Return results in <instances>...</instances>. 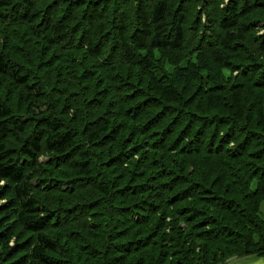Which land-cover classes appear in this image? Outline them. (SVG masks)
Masks as SVG:
<instances>
[{
  "label": "trees",
  "instance_id": "obj_1",
  "mask_svg": "<svg viewBox=\"0 0 264 264\" xmlns=\"http://www.w3.org/2000/svg\"><path fill=\"white\" fill-rule=\"evenodd\" d=\"M30 1L0 0V30L3 29L0 36L2 32H6L7 37L3 38L7 44L8 39L11 41L16 35L22 36L19 30L25 35L26 28H29L28 43L32 45L31 48H37L35 53L39 61H48L53 47L59 46L72 47L70 51L76 53L77 57L70 56V59L79 60L82 51L96 50L97 44L94 41L98 37L95 34L97 29L101 34L108 31V44L119 45L122 54H126L124 44L132 48L133 53L118 57L115 64L127 66L115 69H127L128 75L126 78L114 79L111 91L107 86H104L106 92L98 89L96 82H89L81 75L83 80L78 78L77 82L74 79L70 89L72 93H64L60 89L51 95V89L56 84L49 89L46 84H37L38 80L33 79L35 75L39 77L42 75L40 72L48 70V66L42 67L41 62L31 64L28 59H24L27 65H18L11 55L15 46L9 47L7 44L6 49L4 46L0 47V181L10 189L2 196H9L11 199L0 207V264H73L78 259L85 261V264H224L228 259L244 255L264 257V218L260 215V208L264 203V0H168L169 4L167 0H153L150 15L145 16L142 21L139 11L144 0H125L129 4L132 26L125 25L119 34L113 35H109L112 25L105 24V21H111L110 14L116 6V0H73L74 5L82 6L79 7L83 8L80 16L85 17L90 24L88 31L85 27L82 28L83 33L89 36L95 34L91 42L84 44L63 40L70 33L72 35V32L64 13L59 11H62L63 3L72 5L71 0H63L58 6L59 11L54 13L55 22L48 25L53 29V35L49 33L47 26L41 24L40 18L32 17L28 21L24 18L27 15L24 9L16 8L24 3L29 5ZM92 1L98 2L97 8L101 10L105 7L101 14L104 19L101 21L99 18V23L97 18L91 20ZM19 9H22L19 18H12L10 22L3 19L8 13L12 16ZM46 15L53 17L49 10ZM40 16L43 17L42 14ZM22 22L25 26L19 29L17 26ZM72 36L77 40L75 33ZM38 40H43L42 44L34 46V42ZM1 42L0 40V44ZM76 44L82 47L79 48ZM112 47L113 45L103 48V52L109 53ZM39 48L46 52L41 55L38 53ZM96 52L103 58L102 53ZM149 54L154 61L150 60ZM20 55L23 57L22 53ZM145 81L146 89H138V84ZM17 90H21L26 101L30 102L32 112L43 118L42 127L36 129L34 124L29 127L32 135L26 134L29 128L21 126L23 115H17L20 112L14 103ZM55 92L58 94L55 95ZM137 97L145 100H136ZM74 100L77 101L76 104ZM54 101L57 103V110L52 114L55 119L49 117L48 113H41L46 111L43 110L45 108L48 111L54 108ZM118 103L121 104L120 107L116 106ZM173 104L182 107L183 112L184 109L196 108L194 112L191 110L185 115H189L186 120L191 121L183 132L186 138L179 139L175 143V149L179 151L180 145V151H184L188 145L193 146L202 140V146L197 152L202 156L206 155L202 161V156H199L200 161L194 162V165L200 163L194 167L195 173L208 178L218 171L229 181L235 178L233 182L238 183L236 189L239 193L224 189L219 191V195L215 191H197L198 188L201 190V186L196 188L194 185L195 191H173L175 180L181 178L178 176L173 182L170 181L173 183L171 186L157 182L158 185L153 187H158L159 190L163 187L167 191H152L153 188L141 184V191L134 189L131 192L140 198L139 202L132 207H121L115 205V202L118 204V199L113 194L114 187L110 184L103 187L92 184L94 187H87L88 190L97 192L102 198L79 204L77 206L80 208L73 212L85 210L80 216L89 219L105 206L107 217L101 222L110 224L112 219L116 222V218H123L116 222L120 228L116 224H110L111 231L114 229L116 235L114 231L111 232L114 237L110 243L100 237L98 241L92 242L90 238L87 243L86 238L75 233L73 243L68 240L66 244L64 237H55L50 228H55L58 223L53 226L52 221L66 219L70 209L65 207V197L62 195L57 198L56 205H62L64 209L58 207L56 214L45 217L52 213L51 206L55 203L49 206L41 202L40 196H48L44 191H51L50 184L56 186L54 191L61 190L60 183L49 177L53 160L68 157L88 129V146L94 150L100 149L101 153L99 157H95L92 149L89 151V159L87 153L80 152L72 166L76 169L77 179L92 180L95 169H103L102 164L106 167L111 162L110 159L105 162L99 160L100 157L107 159L105 155L108 154L105 146L100 145L106 143L109 135L118 128L122 131L118 132L120 138L116 134L114 139L117 140L115 150L128 131L126 125L120 127L118 123L100 127L101 124L97 123L102 121L104 114L101 112L110 110L115 115L113 118L120 114L127 115L123 120H136L134 131L137 132L140 129L136 124L146 129L144 123L151 118L155 123L152 125V122L151 126L148 122L147 132L149 128H155L150 129V132L159 129L162 121L158 117L163 112L165 115L171 114ZM126 107L129 110L122 111ZM157 109V112L153 111ZM86 111H93L94 119L85 122L83 118ZM71 114L82 118L80 127L69 128V121L66 120L69 123L67 125L61 119L57 120V117L66 119L65 116ZM196 126L199 129L192 140L191 132ZM174 129L175 127L170 131L168 129L162 136L164 134L167 137ZM142 133L144 136L145 132ZM148 135L150 137V133ZM9 139H16L19 145H24L20 157L11 155L7 146ZM164 143L168 149L170 143ZM127 148L129 147L123 144L122 149L130 154ZM43 150L47 151L49 157H53L49 163L41 162ZM165 158L168 159L167 155ZM180 163V170L185 164L188 165L187 159L180 160ZM201 164L206 169H202ZM165 178V172L155 177L156 180ZM75 182L69 181L71 185ZM206 183H209V178ZM179 184L180 187L183 186V183H177ZM67 185L65 183L66 189ZM3 192L7 191H0V195ZM120 195L127 196L125 193ZM221 198L243 207L241 210L245 213L240 214V209V212L234 213L233 207L225 209L219 204ZM187 208L190 209L186 218L182 214ZM250 211L253 216H249ZM123 213L131 214V217L124 215V218ZM152 217L159 219L155 226ZM89 226L84 232L88 233L92 229ZM212 228L231 233L242 228L243 231L238 235L242 239L236 243L232 241L234 237L230 233L227 238L224 237L227 240L224 244L209 245ZM131 236L134 239H129ZM213 237L216 238H212L214 240L218 239ZM14 247L16 248L13 249ZM230 247L238 248L231 250ZM21 251L24 253L20 255Z\"/></svg>",
  "mask_w": 264,
  "mask_h": 264
},
{
  "label": "rangeland",
  "instance_id": "obj_2",
  "mask_svg": "<svg viewBox=\"0 0 264 264\" xmlns=\"http://www.w3.org/2000/svg\"><path fill=\"white\" fill-rule=\"evenodd\" d=\"M62 1L63 0H31L29 2V5H26L24 3L23 5L17 6L16 8H23L24 9V12H26V14H27L24 18H27L28 21L32 20V17L40 18V20L42 22L41 24L43 26H47V28H49L50 24L55 22L54 13L59 11L58 6L62 3ZM71 1H72V5L71 4L69 5L67 3H63V5L61 6L62 11H59V12L64 13V17L68 21V27L71 30L72 35L74 33L76 34L77 40H74L71 33H70L69 37H65V38H63V40H68L70 42L75 41V43L84 44L87 41L91 42L93 36L96 34L98 37L94 41V43L96 42V44H97L95 49L97 51H99V53H102L103 58H101L98 55L96 50H94V51H90V50L85 51L84 50L81 52L80 56L78 57L79 60L78 59H70L71 58L70 56L77 57L76 53H72L70 51V49L72 47L71 48H62L59 46V48L53 47L52 53L47 58V59H49L48 61L41 62V61H39L40 60L39 57L36 55V53H37L36 49L37 48H34V47L31 48L32 45L30 44V42L28 43V41L30 39V29L29 28H26V34L25 35H23L22 31L19 30L20 34L22 35L21 37L19 35H16L11 41H9V39H8L9 43H7V44H9V47L15 46V48L12 49L13 50V52L11 54L12 58L18 65H27L26 62L24 61V59H28V61L31 64H34L36 62L37 63L41 62L42 67L44 65L48 66L49 67L48 70H45L44 73L40 72V74H42V75L39 77H37L35 75L33 79L38 80V83L36 82L37 84L41 85V82H42V84H46L49 89L52 87V85L56 84V86H53V89H51V95H53L54 91H57L60 89H63L64 93H68V94L72 93L70 91V89L73 86L74 79L78 82V78H80V81H81V80H83V77L84 78L86 77V79L89 82L90 81H92L93 83L96 82L98 89H102L103 91L106 92V89L104 86H107V88L111 91V89L113 88V85H114V83H113L114 79H116L117 77H125L126 78L128 75L127 69H123V70H121L120 68L117 70L115 69L117 67L122 68V66L126 67L127 65H118V64L116 65L115 63H116L118 57H120V56L125 57V56H127V54H132L133 53L132 48H129L124 44L123 50L126 51L125 52L126 54H122V49L120 48V46L112 43L111 45H113V47H112L113 50L111 49L112 51L110 50L109 53H104L103 48L106 49L108 46L111 47V45L108 44V41H109L108 40V34H107L108 31L106 33L102 32V34H101V31H98L99 29H97L93 36H89V35H86L85 33H83L82 28L85 27L88 31L90 24L86 22L87 19H85V17L83 18L82 16H80L82 11H83V8L79 9V7H82V6L77 7L76 4L74 5L73 0H71ZM161 1H164V0H161ZM152 2H153V0H144L143 5L141 7V11H139L140 21L144 20L145 16L150 15V12H151L150 6H151ZM167 3L169 4L168 0H167ZM91 5H93V7L90 8V11L92 10L90 16L93 17L91 20L93 21L95 18H97L98 23H99V18H101V21L104 19L101 14L103 13L105 7H103L102 10L97 8L98 2H96V1H92ZM1 9H3V8H1ZM14 9H15V7L11 11H13ZM48 10L52 12L53 17L46 15V12ZM130 13L131 12H129V4L127 1L116 0V6L111 10V14H110L111 18H112L111 21L110 20L105 21V24L108 23V24L112 25V29H111V25H110V29L112 32L109 35H113V34H117V33L119 34L125 28V25H127L128 27L132 26ZM41 14L43 17L40 16ZM21 15H22V9H19L17 12L13 13L12 16H9V13H8V15L3 17V19L10 22V20L12 18H19ZM86 15L89 16V14H86ZM77 16H80L78 18V20H76ZM19 21H22V20H19ZM141 24L139 26H141ZM149 24H150V22H149ZM114 25H115V27H114ZM116 25H117V27H116ZM24 26L25 25L22 22L17 27L19 29H21ZM97 28H99V27L97 26ZM2 30L3 29H1L0 31H2ZM52 30L53 29L49 28V33L51 35L54 34V32H52ZM1 35L2 36H0V40L2 42L0 44V47L4 46L6 49L7 44L4 41L3 36L7 37V34H6V32H2ZM42 42H43V40L35 41L34 46H39L42 44ZM130 44L132 45L131 42H130ZM141 44H143V43H141ZM44 45H45V43H44ZM76 45L79 48L82 47L81 45H78V44H76ZM21 47H22V49H21ZM8 49H10V48H8ZM74 49L75 48H73V50ZM44 52H46V51L39 48L38 53L43 55ZM20 53H22L24 58L20 55ZM149 57H150V60L154 61V58L151 57L150 54H149ZM42 67H40V68H42ZM120 72H122V73H120ZM77 73H79V74H77ZM81 75H83V77ZM56 79H58V80L55 82ZM64 83H65V85H64ZM141 83L138 84L139 86L136 85V86H138V89H140V90L146 89V81L141 82ZM85 84H87V83H85ZM66 86H68V88H66ZM132 92H130V93L132 94ZM57 94L58 93L55 92V95H57ZM15 95H16V97H15L14 103L16 104V107H18L19 111H20L19 113L17 112V115L22 114L23 115L22 118L24 119L23 120L21 118V121H20L21 126H23L24 128H29L30 126L36 125V129H38L39 126L42 127L41 122H42L43 118L37 117L32 112L30 102L26 101V99L24 98L25 96L22 93V91L17 90ZM56 99H59V97ZM136 100L144 101L145 98L139 97V99H138V97H137ZM66 101H67V99H65V102ZM65 102H64V104H65ZM31 103H33V102H31ZM74 103L76 104L77 101L74 100ZM56 104L57 103L54 101V108H52L50 111L47 110L48 108H45L43 110H46V111H44V112L42 111L41 113L42 114L48 113L50 115L49 117H52L55 119V117H53L52 114H53L54 110H57ZM62 106H64V105H62ZM116 106L120 107L121 104L118 103V104H116ZM132 106H133V104H132ZM173 106H174V110L171 112V114L165 115L163 112L162 115L158 117V120L162 121V124L159 125V129H157V130L153 129L150 132H149L150 129L155 128V127H151V128H149V130L147 132L148 122H149V125H151V123L153 122V120L151 118L146 120L145 121L146 123H144L146 126V129H143V127L141 125L136 124V127L140 129V132H137V131H134V126H135L134 122L136 120H134V121L123 120V118L126 117L127 115L122 116V114H120L116 118H113L115 115L111 114L110 110L107 112L106 111L101 112L102 114H104L106 116L102 115L103 118H105V119L102 118V121H99L97 123L98 125L101 124L100 127L105 126V125H109V124L114 125V124L118 123L120 125V127H123L124 125H126L128 127V131L126 134L124 133V135L122 137V140H121L122 142H120L122 145L120 146V143H119V146L115 150H114V147L116 145L117 140L114 141V139L116 138V134H118V137L120 138V134L118 132L122 131L118 128H117V131H114L112 134L109 135V139L106 141V143H104L103 145H100V146H105V150L108 152V154L105 155L107 159L100 157L99 160H101V162L102 161L105 162V161L110 159L111 162L106 167H105V165L102 164V167H104L103 169L102 168L95 169L94 179H92V180L85 179V178H81V179L78 178L77 179L78 176L76 175V172H75L76 169L72 166V162L76 161V158L80 152L87 153V155H89L90 154L89 151H91L93 149V147L88 146L89 139L86 136L88 133V129L86 130V133L85 132L83 133L82 140L79 139V144L76 147V149H73L69 153L68 157L63 158L64 160H62V158L53 160V162L50 164V166H51L50 169H52V170L50 172L51 174L49 177H53L55 180H57L60 183L61 190H60V192L54 191L56 189V186L50 184L49 189L51 191H44L45 194L48 196H46V198H45V195L40 196L41 202H44V203L48 204L49 206L52 203H55V205L51 206L52 213L49 215H45V217H49L50 215L56 214L58 212V207L64 209V206L56 205L57 198L62 196V195L65 197L63 199L66 202L65 207H68V209H70V213L68 215H66L67 216L66 219L52 221L53 226H54V224L58 223L55 226V228H50L54 231L52 233H54L55 237H56V235H57L58 239H62L64 237V240H66V244H68V240H70L71 242L73 241L74 233H75V235H79V236H82L83 238H86L87 243L89 242L90 238H92L91 239V242H92L93 240L98 241L99 237L101 239L105 240L106 243L109 240V243H110L114 237L113 235L111 236V234L113 233L112 231H114L115 235H116V231L114 229L111 231L112 228L110 227V224L115 225L116 222H118L120 219H123V218H116L117 219L116 222L112 219L110 224L108 222L106 223L105 221L101 222V220L105 219L104 217H107L105 206L102 207L101 209H99L96 214H94V215L92 214V216H94V217L91 216V218H89V219H86V218H83L82 216H80L85 212V210L73 212L76 209L80 208V206H77L79 204L88 203L90 201L94 202L96 200H99L100 197L102 198V195H98L97 192H93L91 190H88L89 188H87V187H90V186L94 187L92 184H95V186H100V187L106 186V184H110L112 187H114L113 188V191H114L113 194L115 195L116 199H118V204L115 202V205H119L121 207L122 206H126V207L131 206L132 207L135 203L139 202L140 198L138 196H135V194L131 193V192L134 189L137 191H141V184L148 186L151 189L154 187V185H158V184H156L157 182L165 183V185L171 186L173 184L171 182H173L175 177H178V176L181 178L175 180L174 184H176V186L174 187L175 190H173V191H181L183 189H187L188 191H195V190H193L194 187L192 186V185H194L196 188L201 186V190H200V188H198V190L196 189L197 191H215L219 195H220L219 191H223L224 189L225 190L229 189L231 191H238L237 194L239 193V190L236 189V185H238V183L235 184L233 182V180L235 178H233V179L231 178V180L229 181V179L224 177L223 174L220 175L221 173L219 174V172L217 171V172H213V175L211 177H208L209 183H206V181L208 179V178H206V176H200L199 173H195L194 167L199 166L200 163H197L196 165H194V162L200 161L198 157L202 156V154H199V152H197L200 150V146H202V144H200L202 142V140L198 141L193 146L188 145V148H186V150H184V151L183 150L180 151L182 149V147L180 145H179V148H180L179 151L177 149H175V143H177V141L181 138H186V136H183V132L188 127V125L191 121V120H186L189 115L187 117L185 115L187 113H190L191 110L194 112L196 110V108H189V110L183 108L184 112H185V114H184V112L181 111L182 107L178 106L177 104H173ZM107 108L108 107H106V110H107ZM159 109L162 110L161 108H159ZM124 110L127 111L129 109L127 107L122 108V111H124ZM153 111L157 112L158 109L153 110ZM84 114H85V117L83 118V120L85 122L94 119L95 114L93 113V111H86ZM151 115H153V114H151ZM69 116L70 115L65 116L66 119L63 117H57V120L61 119V121H64L67 125L69 124L67 121H69L72 124V125L69 124L70 125L69 128H73V129L78 128L82 125L83 120L81 117L78 118L74 114H71L70 117ZM128 116H130V113L128 114ZM32 117H34V118L31 119ZM243 122H245V121H243ZM154 123L155 122H153L152 125ZM66 124H64V125L67 126ZM92 127H94V126H92ZM172 127H175L172 134L168 135L167 137H165L166 135H164V134L162 136L163 132H166L168 129L170 131L172 129ZM198 129H199V127L196 126L195 129H193V131L191 132L192 140L197 135ZM142 132H145L144 136H143ZM31 133H32L31 129L29 128L28 132L26 134L32 135ZM141 133H142V136H141ZM149 133H150V137L148 135ZM165 141H168V143H170V147L168 149L165 148L166 147V144L164 143ZM123 144H124V146L129 147V148H127V150L130 152V154H128L127 151L122 149ZM185 144H186V142H184L183 145H185ZM7 146L11 150L10 153L12 156H15V157L21 156V154H22L21 150L24 146L23 144L19 145V143L16 139H9V140H7ZM232 147L233 146H230V148H232ZM235 149H236V147L234 148V150ZM171 150H173V152H171ZM100 151H101L100 149H96V150L93 149L92 152H95V153H92L93 156L95 154V157H97V156L99 157V155L101 153ZM124 151L126 153H123ZM46 152L47 151H45V150L42 151L41 162H48L49 163L53 159V157H49V155L46 154ZM215 152L212 151V153H215ZM90 155H89V159H91ZM124 155H126V156H124ZM165 155H167L168 159L165 158ZM205 155L206 154H204L202 156L201 161ZM128 156H129V158L127 159ZM95 159H97V158H95ZM185 159H187L188 165L185 164L184 166H182L183 168L180 170L179 166L182 165L180 163V160H185ZM195 159L197 161H194ZM171 161H172V163H171ZM201 167H202V169L203 168L206 169V166H204L202 164H201ZM99 169H102L103 171L99 170ZM98 172L103 173V175L102 174L100 175ZM163 172H165L166 178L163 180H156L155 177L161 175V173H163ZM144 175H146V176H144ZM141 176H144V178H142ZM72 180L76 181L74 183V185H71L69 183V181L71 182ZM65 183L68 184L67 189H66ZM177 183H183V186L180 187V184L177 185ZM216 183H220L221 185L217 186ZM189 186H192V187H189ZM6 187L7 186L5 183H1L0 191H7V192H3L0 195V207H1V205L3 206V204H6V202H10V200H11V199H9V196H7L5 198L2 196L4 193H8V191L10 190L9 188H6ZM57 188H59V186ZM143 189L144 188H142V191H144ZM152 191H167V190H164L163 187H162V190H159L158 187H155V188H153ZM124 193L127 196L122 197L120 194H124ZM234 195H236V194H234ZM206 196H208V195H206ZM158 197H159V195H158ZM230 202L221 198L219 204H221L222 207H224L225 209H227L229 207L230 208L233 207L232 210L234 213L240 212V210L243 208V207L238 206V204H236V203L233 204ZM183 205L186 207L189 206L188 204H183ZM189 209L190 208L185 209L184 210L185 213L182 214V215H185L186 218H187V211ZM94 211H96V210H94ZM243 213H245L244 210H241L240 214H243ZM248 214H249V216H253L251 211ZM124 215L126 217H128V216L131 217V214H124L123 213L122 217H124V218H125ZM179 215H181V214H179ZM182 215H181V218H183ZM260 215H261V217L264 218V203L262 204V206L260 208ZM153 218L154 217H152V219ZM154 220L155 221H154L153 226L157 225V222L159 221V219L157 220L156 218H154ZM76 221H79V223H76ZM182 221L185 222L186 220H182ZM88 223H91L92 225H90ZM116 225L118 226V228H120V226L118 224H116ZM88 226L92 227V229H90L91 231L89 230L88 233H86V232H84V230H88ZM182 226L184 227L185 223H183ZM211 230H210V232H211ZM79 231L81 232V234H79ZM242 231H243L242 228L240 230H236L235 233L234 232H232V233L228 232V230H227V232H225V231L213 229V234H212V237L210 238L209 245L215 246V245L224 244L225 241H227L225 239L227 238V236L230 233H231L232 237H234L232 239V241H236V243H237V242H239V239H242V238H238V235ZM66 233H69V234H66ZM213 236L217 237L218 238L217 240H219V241L214 240L216 238H214ZM109 237H111V239H109ZM224 237H226V238H224ZM212 238H214V239H212ZM129 239H134V236L129 237ZM121 241L124 242L125 240H121ZM62 243H64V242H62ZM77 243H80V242H77ZM15 248L16 247H14L13 249H15ZM234 248H238V247H230L231 250H233ZM23 253H24V251H21L19 254L21 255ZM242 257L243 258H252V259L264 258V257H249V256L246 257L245 255ZM209 259H210V257L207 258V260H209ZM229 260L230 259L226 260V262L224 261L225 262L224 264H226ZM73 264H85V261H80V259H78V260H76V262H73Z\"/></svg>",
  "mask_w": 264,
  "mask_h": 264
},
{
  "label": "crops",
  "instance_id": "obj_3",
  "mask_svg": "<svg viewBox=\"0 0 264 264\" xmlns=\"http://www.w3.org/2000/svg\"><path fill=\"white\" fill-rule=\"evenodd\" d=\"M226 264H264V258H232Z\"/></svg>",
  "mask_w": 264,
  "mask_h": 264
},
{
  "label": "clouds",
  "instance_id": "obj_4",
  "mask_svg": "<svg viewBox=\"0 0 264 264\" xmlns=\"http://www.w3.org/2000/svg\"><path fill=\"white\" fill-rule=\"evenodd\" d=\"M0 183H2V181H0Z\"/></svg>",
  "mask_w": 264,
  "mask_h": 264
}]
</instances>
